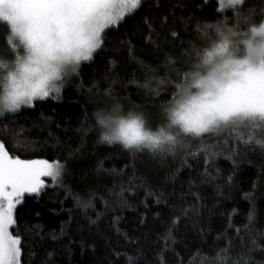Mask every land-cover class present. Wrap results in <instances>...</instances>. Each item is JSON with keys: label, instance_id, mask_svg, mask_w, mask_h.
Listing matches in <instances>:
<instances>
[{"label": "trees", "instance_id": "obj_1", "mask_svg": "<svg viewBox=\"0 0 264 264\" xmlns=\"http://www.w3.org/2000/svg\"><path fill=\"white\" fill-rule=\"evenodd\" d=\"M226 21L240 31L263 22L264 0H142L58 98L0 117L11 157L64 167L59 184L14 211L20 264H264V131L233 127L154 155L103 142L94 118L120 104L149 129L167 128V107ZM205 147L221 154L194 159Z\"/></svg>", "mask_w": 264, "mask_h": 264}, {"label": "snow or ice", "instance_id": "obj_2", "mask_svg": "<svg viewBox=\"0 0 264 264\" xmlns=\"http://www.w3.org/2000/svg\"><path fill=\"white\" fill-rule=\"evenodd\" d=\"M229 2L239 6L246 0ZM140 4L141 0H0V21L9 26V43L15 54L10 62L0 60V83H4L8 107L7 112L0 110V117L18 113L22 106L33 107L35 101L58 98L67 78L77 74L82 62H90L101 48L102 33L118 26ZM226 51L227 43L222 42L206 58L223 56ZM10 67L14 71L4 75L3 70ZM222 75L228 77L227 82L218 96L209 98L193 94L198 91L199 82L194 83L186 74L183 86L167 107L170 134L165 135L164 127L155 133L142 132L137 121L132 120L121 126L125 143L119 144L133 151L147 149L155 155L174 153L183 149L187 141L199 142L205 134L225 128L243 126L264 131V60L257 66L235 62L231 72ZM173 105L179 110L173 112ZM138 116L141 122L145 121L142 115ZM101 140L117 143L108 137ZM257 144L264 148V141L257 140ZM200 154L207 163L221 153L205 147L193 158ZM61 171L58 164L48 161L10 158L0 143V264H20L21 240L9 233V227L16 224L17 205L23 203L25 194L41 193L46 187L41 177H50L59 184ZM252 219L250 214L249 220ZM169 238L170 233L165 239ZM129 261L131 264V257Z\"/></svg>", "mask_w": 264, "mask_h": 264}, {"label": "clouds", "instance_id": "obj_3", "mask_svg": "<svg viewBox=\"0 0 264 264\" xmlns=\"http://www.w3.org/2000/svg\"><path fill=\"white\" fill-rule=\"evenodd\" d=\"M216 35L214 38L208 39L209 48L205 51L197 53L198 60L196 70L192 77L194 83L199 82V88L196 93L198 95H206L209 98L218 96L223 85L227 82L228 77L223 73H230L231 66L235 62H245L246 65L257 66L261 60H264V22L249 23L246 30L240 31L234 25L220 24L215 26ZM227 43V51L223 56L214 55L211 59H207V53L212 52L217 43ZM229 67H225V65ZM9 70L14 71V67L4 69L3 74L7 75ZM215 71V75H211ZM237 76H231V79H237ZM186 92L191 90L185 89ZM7 93L4 90V83H0V110L7 112V101L5 99ZM179 109L173 105L172 111ZM96 124L101 129V138H111L122 145L125 138L121 133V126L127 125L132 120H136L140 125L142 132H153L146 127V122H141V118L133 113L123 114V106L114 105L111 109H98L94 113ZM175 119V117H172ZM171 122V121H169ZM165 135H169V129L165 128Z\"/></svg>", "mask_w": 264, "mask_h": 264}, {"label": "rangeland", "instance_id": "obj_4", "mask_svg": "<svg viewBox=\"0 0 264 264\" xmlns=\"http://www.w3.org/2000/svg\"><path fill=\"white\" fill-rule=\"evenodd\" d=\"M142 1V0H141ZM220 1V3H221V5L223 6V7H225V6H229V5H232V4H230V2H229V0H219ZM0 10H3V6H0ZM264 22V21H263ZM0 23L1 24H6L5 22H2V21H0ZM7 25V24H6ZM8 26V25H7ZM6 30H7V43H6V53H5V56H4V58H0V60H2V61H5V62H10V61H12L14 58H15V54H14V52H13V50H12V48H11V45H10V43H9V38H10V29H9V26L8 27H6ZM5 52V51H4ZM73 76H74V74H72V75H70L68 78H67V80H66V83L68 82V81H70L72 78H73ZM65 83V84H66ZM63 87V86H62ZM23 107V106H22ZM139 111V110H138ZM140 113H143V112H141V111H139ZM156 113V112H155ZM150 114V113H149ZM235 127H239V126H235ZM231 128H233V127H231ZM225 129H229V128H225ZM225 129H221L218 133H213V134H211V135H216V134H221ZM205 135H208V134H205ZM10 156V155H9ZM10 158H13V157H11L10 156ZM36 160H41V159H36ZM43 161H44V159H42ZM26 161H30V160H26ZM45 161H47V160H45ZM49 163H52V164H58L60 167H61V169H62V171H61V175L60 176H62V174H63V170H64V167H63V165H61V164H59V163H55V162H52V161H48ZM41 179L44 181V183H45V185H47V184H49V183H54V181L50 178V177H41ZM10 228H11V226L9 227V233H10ZM10 235L13 237V238H16L15 236H13L11 233H10Z\"/></svg>", "mask_w": 264, "mask_h": 264}]
</instances>
